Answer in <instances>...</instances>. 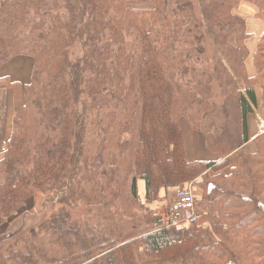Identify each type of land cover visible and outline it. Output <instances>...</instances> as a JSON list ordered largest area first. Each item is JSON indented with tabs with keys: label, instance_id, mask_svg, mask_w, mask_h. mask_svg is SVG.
<instances>
[{
	"label": "trees",
	"instance_id": "obj_1",
	"mask_svg": "<svg viewBox=\"0 0 264 264\" xmlns=\"http://www.w3.org/2000/svg\"><path fill=\"white\" fill-rule=\"evenodd\" d=\"M241 3L264 21V0H0V67L35 61L31 83L0 79V147L11 93L15 114L0 227L30 198L60 195L37 228L0 236V264H264V134L248 150L264 33L250 78ZM183 121L215 159H187ZM139 180L148 200L195 182L201 221L167 225L137 207Z\"/></svg>",
	"mask_w": 264,
	"mask_h": 264
},
{
	"label": "rangeland",
	"instance_id": "obj_2",
	"mask_svg": "<svg viewBox=\"0 0 264 264\" xmlns=\"http://www.w3.org/2000/svg\"><path fill=\"white\" fill-rule=\"evenodd\" d=\"M243 4H247V5L252 6L255 9V11H256L255 17L260 19L257 16L258 12H259L257 7H255L254 5L249 4V3H241L240 6L235 10L236 14H237V11L239 10V8L241 7V5H243ZM242 18H244V17H242ZM245 20H246V24H247V18H245ZM263 33H264V31H263ZM233 42H235L234 39H233ZM246 42H245V45H246ZM254 45H255V42H252L251 43L252 52H254V49H253ZM257 47H258V44H257ZM211 52H209L210 55H211ZM255 54H256V52L251 57V52L249 50V58L246 61V69H247V62H248V68L249 69H256L255 61H254ZM27 58H30V57H27ZM252 58H253V60H252ZM9 63H7V64H9ZM7 64L1 66L0 69H11V68H13V66H9L10 67L9 68ZM34 66H35V61H34ZM32 76H33V73H32ZM11 80L14 81L13 79H11ZM240 86H241L240 87L241 89H244V87H245L244 82L241 83ZM1 101H2V99H0V102ZM11 103H13L12 93L10 95L9 104H8L9 106H8L7 125H6V129H5V139H4V141H3V143L1 144V147H0V160H2L4 158V154L1 153V150L6 147V144L9 142V140L11 138V135L13 133V124H14V115L15 114H14V106H13V104L11 106ZM257 112L262 117V120L264 122V118H263L264 115L258 110H257ZM9 116H10V120H9ZM256 120H257V123L260 122L259 117H257ZM252 122H253V118H252ZM259 124H260L259 125L260 127L258 128L257 131H263L262 133L259 134V135H262V134H264V123H259ZM185 125H188V123L186 121H183L182 122L183 145H184V149H185L186 156H187V145H186V143H187V141L189 142L190 136H188V138L185 136V134H186L185 133V128H184ZM254 129L256 130L255 126H254ZM116 136H117V134L112 135V137L110 138V141H109V145H111V143L113 141H115ZM255 138L252 137V141L248 144V150L250 152H253V153L257 152V146H256ZM92 141L93 140H91V142ZM180 157L181 156L176 157L175 163H173L170 167H172V168L173 167L174 168L178 167L180 165V163H181ZM132 159H133V157L131 156L129 158V161H127V163H129V165H128L129 167L131 166ZM187 159H188V157H187ZM230 163H231V167L226 169L225 173H228L231 170V168L234 166V158L233 157L230 159ZM177 173H180V172H177ZM210 175H213V173H210ZM130 181H131V176H129V173H126L124 175V177H123V191H122L123 200H124V203H125L126 206L129 204L128 200H129V197H130V190H129ZM185 188L186 187L181 188V189H185ZM188 188H190L193 191V193H195V194H196L197 191H200L198 186L195 184V182L189 183V185L187 186L186 189H188ZM164 189H166L167 191L169 190L168 191L169 193H166L165 196H162V197L159 194H154L153 197L151 198V200H148L147 198L145 200H141V197L139 196V205L137 204L136 206L140 207V206H142V204H145L146 207L151 209V210H153L154 213L165 222V224H167V225H169V223L176 224L174 219H173V215L170 212V205L174 201L175 192H177V191H175V189H173V188H164ZM138 192H139V189H138ZM59 198H60V195H58V196L36 195V196L30 198L29 200L26 201L25 205L22 207V210L18 213V216H16V218H15L16 220L14 219L13 225L11 227L9 226V224H8V227L6 225L4 227H0V236L5 235V233H6V234L9 235L8 238H10L11 240L12 239L14 240L17 237L22 236L23 234H27L31 229L37 228L38 225L42 221H44L47 218H49V216L56 209H58L60 207V205H58ZM5 243H7V241ZM175 252L176 251H174V252L172 251V252L168 253L166 255V257L168 258L169 256L173 255V253H175ZM158 260L162 261L161 259H158Z\"/></svg>",
	"mask_w": 264,
	"mask_h": 264
},
{
	"label": "crops",
	"instance_id": "obj_3",
	"mask_svg": "<svg viewBox=\"0 0 264 264\" xmlns=\"http://www.w3.org/2000/svg\"><path fill=\"white\" fill-rule=\"evenodd\" d=\"M237 14L241 17L247 18V32L250 34V38L247 40L246 45H247V48L250 50L251 57H252L253 54L256 52L257 44L259 40L261 39V36L263 35L264 22L261 19H258L255 17L256 15L255 9L252 6L247 5V4L241 5L239 10L237 11ZM252 42H255V45L253 48L254 52H252V49H251ZM7 65L8 67L13 66V68L0 69V79L8 77V78L13 79L15 82L22 83L23 85H27L31 82L32 73L34 70V60L33 59L20 56V57H17L11 60L10 63ZM256 74H257L256 69H249L248 62H247V75L250 78H254ZM237 83L239 87H241L240 84L243 82L242 80H238ZM10 95L11 94H9V99H10ZM12 104L13 103H11V106ZM257 117H259L260 119L259 123H264L262 120V117L256 111L255 115L252 117L253 122L251 118V134L253 138L257 137L260 133L263 132V131H257L258 128L260 127L259 126L260 124L257 123V120H256ZM9 120H10V116H9ZM254 126L256 130L254 129ZM184 128H185V133H186L185 136L187 138L188 136H190L189 142L187 141L186 143L187 157L190 161H193V160L207 161V160H213L216 158L213 154L207 151L205 139L201 134L191 133L189 125H185ZM138 189H139V196L141 197V200H145L146 199V185L143 180H139ZM178 189H181V188H177L175 189V191H177ZM168 191L166 189H162L158 194L162 197V196H165L166 193H169ZM138 264H163V262L156 259V260L146 261V262L139 261Z\"/></svg>",
	"mask_w": 264,
	"mask_h": 264
},
{
	"label": "built area",
	"instance_id": "obj_4",
	"mask_svg": "<svg viewBox=\"0 0 264 264\" xmlns=\"http://www.w3.org/2000/svg\"><path fill=\"white\" fill-rule=\"evenodd\" d=\"M170 212L175 223L181 226L196 225L202 218L197 209L195 195L190 188L177 190L170 205Z\"/></svg>",
	"mask_w": 264,
	"mask_h": 264
}]
</instances>
